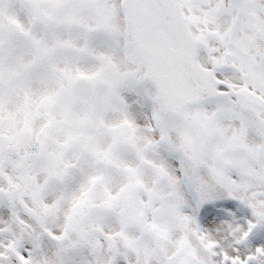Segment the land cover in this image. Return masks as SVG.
<instances>
[{
	"label": "snow or ice",
	"instance_id": "6c2138e0",
	"mask_svg": "<svg viewBox=\"0 0 264 264\" xmlns=\"http://www.w3.org/2000/svg\"><path fill=\"white\" fill-rule=\"evenodd\" d=\"M0 264H264V0H0Z\"/></svg>",
	"mask_w": 264,
	"mask_h": 264
}]
</instances>
